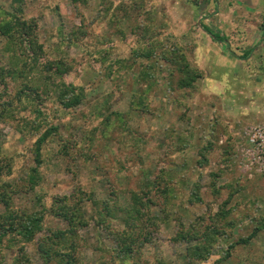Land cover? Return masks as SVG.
Returning <instances> with one entry per match:
<instances>
[{"label": "rangeland", "instance_id": "obj_1", "mask_svg": "<svg viewBox=\"0 0 264 264\" xmlns=\"http://www.w3.org/2000/svg\"><path fill=\"white\" fill-rule=\"evenodd\" d=\"M11 3L0 0V9L12 12ZM25 19L38 23L45 60L62 62L68 72L63 78L49 73L42 97L23 101L14 107L12 121L0 122V157L12 171L2 178L11 188L0 183V192H17L16 212L44 217L32 243L4 239L0 264H16L24 252L32 264H46L38 245L51 230L67 228L51 212L56 197H70L77 189L96 201L115 194L126 208L132 193L145 192L152 182L172 189L173 205L168 222L150 231L138 264H186L188 245L173 239L180 221L190 225L206 212L205 203H189L197 182L214 213L234 193L229 209L236 223L201 264H264V232L230 250L264 217V171L247 140L251 128L264 123V0H27ZM84 19L86 35L69 46ZM5 44L0 36V67L8 68ZM170 51L183 54L201 74L193 88L178 87L181 74L162 61ZM59 82L79 88V106L59 104ZM50 129L38 164V140ZM203 158L208 163L201 166ZM34 169L37 185L31 189ZM214 176L221 196L213 195ZM5 208L0 203V216ZM161 208L150 210L163 217ZM89 209L87 218L93 215ZM110 221L108 227L125 230L119 220ZM106 225L90 219L79 232L80 264H115L116 244Z\"/></svg>", "mask_w": 264, "mask_h": 264}, {"label": "trees", "instance_id": "obj_2", "mask_svg": "<svg viewBox=\"0 0 264 264\" xmlns=\"http://www.w3.org/2000/svg\"><path fill=\"white\" fill-rule=\"evenodd\" d=\"M75 2L82 0H74ZM12 12L0 9V36L5 38V51L9 54V67H0V84L3 86V93L0 95V122L12 121L15 116L14 107L16 108L23 101H31L42 97L39 92L42 84L51 79L49 73H53L59 78H63L68 70L62 62L56 64L46 61L47 57L44 44L39 40L38 23L36 19H25V7L27 0H11ZM210 35L212 32L207 29ZM86 35V22L78 31L73 32L68 38V45H79L81 37ZM214 39H217L213 35ZM169 53V52H168ZM162 61L173 64L175 69L181 74L177 85L181 89L193 88L194 83L202 76L190 68L183 54L171 52L163 54ZM46 76V77H45ZM53 81V80H52ZM57 99L59 104L65 109H73L82 103L83 96L79 88L67 85L64 82L56 83L58 88ZM9 99V101L5 100ZM3 101V102H2ZM1 105L4 107H1ZM39 110H35V113ZM31 124V122H29ZM40 126L34 125L38 130ZM54 129L47 130L38 140L36 156L38 164H41L40 147L51 136ZM205 149L202 153L205 155ZM207 159L203 158L200 165H206ZM12 173L10 162L7 158L0 157V183L1 187L11 188V185L3 181V174ZM38 170H33L30 177V188L34 189L37 185ZM164 174L161 177L164 179ZM212 183L213 195L221 196L222 188L217 186L218 176H214ZM161 179V178H160ZM148 187L145 192H133L129 207L123 208L118 205V199L115 194L103 201H96L92 195L82 190H75L70 197L58 196L55 198L51 212L54 216L67 224L65 230H51L47 238L42 239L38 245V251L46 264H80L77 259L79 248L84 245L79 236V232L84 230L89 224L90 219L95 220L98 224L107 223L109 233L115 241L116 248L112 261L119 264H138L137 257H140L144 247L151 241V230H159L160 223H167L170 212L168 208L173 205V198L170 197L172 189L168 187H156V182ZM155 189V190H154ZM152 190L155 191V197L151 196ZM201 186L197 182L191 194H189V203H205L206 212L198 216L190 225L180 221L179 231L174 237V243L185 242L186 264H201L208 262L212 256V251L225 237L231 236V231L236 223L230 219L232 211L229 205L234 196L232 193L224 201L219 210L214 213L211 203L205 202L200 194ZM17 192L11 191L6 195L0 192V203L6 207V212L0 216V244L8 236H17L23 243H32L38 232L43 230L42 215L21 214L12 207V194ZM153 205H160L163 217L153 215L150 208ZM88 206H91L89 209ZM87 207L93 215L87 218L84 213ZM125 224V230H114L108 227L112 218ZM141 228V231L137 229ZM264 232V217L258 221L257 226L246 238H240L230 246L234 250L236 246L248 245L257 235ZM146 233V234H145ZM24 251V248H21ZM24 254V255H23ZM17 260L16 264H32L24 252ZM226 257H229L227 251Z\"/></svg>", "mask_w": 264, "mask_h": 264}, {"label": "built area", "instance_id": "obj_3", "mask_svg": "<svg viewBox=\"0 0 264 264\" xmlns=\"http://www.w3.org/2000/svg\"><path fill=\"white\" fill-rule=\"evenodd\" d=\"M247 140L252 148L251 156L256 161L259 170L264 171V123L252 127Z\"/></svg>", "mask_w": 264, "mask_h": 264}]
</instances>
